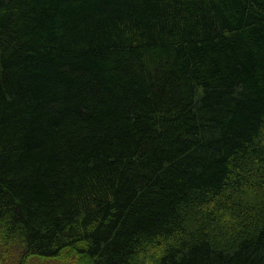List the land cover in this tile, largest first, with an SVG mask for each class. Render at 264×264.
I'll use <instances>...</instances> for the list:
<instances>
[{
    "label": "trees",
    "instance_id": "obj_1",
    "mask_svg": "<svg viewBox=\"0 0 264 264\" xmlns=\"http://www.w3.org/2000/svg\"><path fill=\"white\" fill-rule=\"evenodd\" d=\"M264 264V0H0V254Z\"/></svg>",
    "mask_w": 264,
    "mask_h": 264
},
{
    "label": "rangeland",
    "instance_id": "obj_2",
    "mask_svg": "<svg viewBox=\"0 0 264 264\" xmlns=\"http://www.w3.org/2000/svg\"><path fill=\"white\" fill-rule=\"evenodd\" d=\"M21 254V251L17 253L15 250L11 251V253L5 254L2 257L0 254V264H67L57 259L48 260L36 257H29L25 262L20 260Z\"/></svg>",
    "mask_w": 264,
    "mask_h": 264
}]
</instances>
